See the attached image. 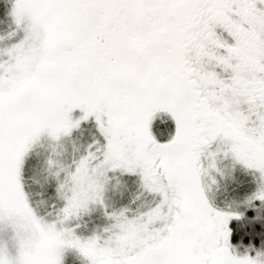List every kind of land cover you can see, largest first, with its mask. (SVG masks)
<instances>
[{
	"label": "snow or ice",
	"instance_id": "6c2138e0",
	"mask_svg": "<svg viewBox=\"0 0 264 264\" xmlns=\"http://www.w3.org/2000/svg\"><path fill=\"white\" fill-rule=\"evenodd\" d=\"M0 264H264V0H0Z\"/></svg>",
	"mask_w": 264,
	"mask_h": 264
}]
</instances>
